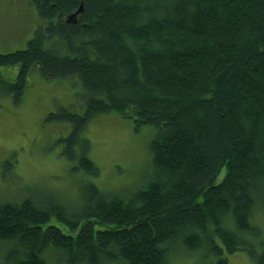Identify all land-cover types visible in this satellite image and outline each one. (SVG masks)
<instances>
[{"label": "trees", "instance_id": "trees-1", "mask_svg": "<svg viewBox=\"0 0 264 264\" xmlns=\"http://www.w3.org/2000/svg\"><path fill=\"white\" fill-rule=\"evenodd\" d=\"M34 1L43 24L25 49L0 53V68L18 66L11 82L0 74V88L19 101L33 65L45 77L76 78L82 113L45 120L71 125L61 154L90 177L79 181V208L31 194L0 201L6 264H46L49 249L64 264H168L176 241L213 253L203 264L254 252V192L264 184V0ZM80 7L76 22L57 18ZM111 110L135 130L154 128L152 176L123 196L93 183L98 168L81 135ZM254 254L264 264V249Z\"/></svg>", "mask_w": 264, "mask_h": 264}, {"label": "rangeland", "instance_id": "rangeland-1", "mask_svg": "<svg viewBox=\"0 0 264 264\" xmlns=\"http://www.w3.org/2000/svg\"><path fill=\"white\" fill-rule=\"evenodd\" d=\"M43 24L34 0H0V53L23 50ZM33 65L26 75V87L19 101L0 88V201L20 200L31 194L46 197L66 208H79L84 182L89 175L73 170L72 161L61 154L62 143L70 129L69 123L45 120L48 113L68 109L82 113L84 104L78 80L43 76ZM17 65L1 67L7 82L14 80ZM5 92V91H4ZM116 111L91 118L81 131L89 141V158L98 168L93 183L103 192L131 194L144 187L152 176V154L149 149L150 131ZM225 169L219 173L222 180ZM77 181V183H76ZM252 223L258 235L253 250L225 253L228 264H260L254 257L264 249V184L254 192ZM7 246H0V264H6ZM225 252V251H224ZM46 264H64L61 255L49 249L44 253ZM215 256L205 249L188 250L182 242L168 246V264H203Z\"/></svg>", "mask_w": 264, "mask_h": 264}, {"label": "flooded vegetation", "instance_id": "flooded-vegetation-1", "mask_svg": "<svg viewBox=\"0 0 264 264\" xmlns=\"http://www.w3.org/2000/svg\"><path fill=\"white\" fill-rule=\"evenodd\" d=\"M81 13V12H80ZM80 13H76V11H74V12H72L71 13V18H68L69 17V14H67V15H62L61 13L59 14V15H57V18L59 19V20H63V21H65V22H76L78 19H79V14Z\"/></svg>", "mask_w": 264, "mask_h": 264}, {"label": "water", "instance_id": "water-1", "mask_svg": "<svg viewBox=\"0 0 264 264\" xmlns=\"http://www.w3.org/2000/svg\"><path fill=\"white\" fill-rule=\"evenodd\" d=\"M80 11H81V9L78 10V12H80ZM78 12H77V13H78ZM70 18H71V17H70Z\"/></svg>", "mask_w": 264, "mask_h": 264}]
</instances>
